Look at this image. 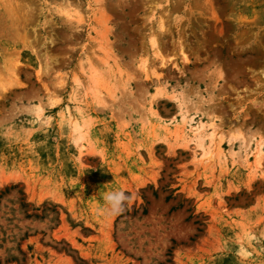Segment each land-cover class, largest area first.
Returning <instances> with one entry per match:
<instances>
[{"label": "rangeland", "instance_id": "obj_1", "mask_svg": "<svg viewBox=\"0 0 264 264\" xmlns=\"http://www.w3.org/2000/svg\"><path fill=\"white\" fill-rule=\"evenodd\" d=\"M0 264H264V0H0Z\"/></svg>", "mask_w": 264, "mask_h": 264}, {"label": "clouds", "instance_id": "obj_2", "mask_svg": "<svg viewBox=\"0 0 264 264\" xmlns=\"http://www.w3.org/2000/svg\"><path fill=\"white\" fill-rule=\"evenodd\" d=\"M133 199L131 194L124 190H114L103 195V200L106 205L105 211L111 215L118 216L125 211L127 204H130Z\"/></svg>", "mask_w": 264, "mask_h": 264}, {"label": "bare ground", "instance_id": "obj_3", "mask_svg": "<svg viewBox=\"0 0 264 264\" xmlns=\"http://www.w3.org/2000/svg\"><path fill=\"white\" fill-rule=\"evenodd\" d=\"M260 153H261V152L258 151V155H256V161H257V159H259V157H260L259 154H260Z\"/></svg>", "mask_w": 264, "mask_h": 264}]
</instances>
